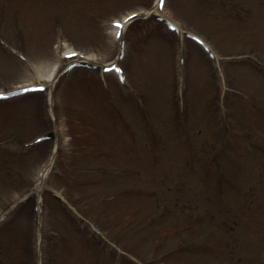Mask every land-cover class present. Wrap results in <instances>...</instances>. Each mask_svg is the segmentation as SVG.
I'll return each mask as SVG.
<instances>
[{"label":"rangeland","instance_id":"1","mask_svg":"<svg viewBox=\"0 0 264 264\" xmlns=\"http://www.w3.org/2000/svg\"><path fill=\"white\" fill-rule=\"evenodd\" d=\"M154 2L0 0V45L6 42L11 51L0 48V92L44 87L41 107L35 99L0 106L12 111L0 115V132L39 137L4 145L16 181L0 182V214L16 210L15 201L46 171L40 193L66 192L83 207L95 203L88 213L105 218L121 245L140 259L264 264V208L248 205L259 197L264 204L256 185L257 174L264 177V0ZM134 10H150L165 29V19L175 23L176 37L188 43L182 48L177 41L174 62L169 35L145 33L125 42L122 23ZM117 55L108 71L101 69ZM85 56L91 66L61 73ZM52 108L55 122L47 119ZM46 133L48 138L41 136ZM54 144L60 151L48 167ZM210 156L218 162L204 160ZM111 195L108 209L97 203ZM26 210L15 218L8 212L3 220L9 224H0L4 264H129L122 260L123 247L88 250L53 200L43 210L40 262L36 220L31 224ZM132 221L136 226L126 231ZM136 228L143 231L132 237ZM57 230L58 240L49 243Z\"/></svg>","mask_w":264,"mask_h":264},{"label":"trees","instance_id":"2","mask_svg":"<svg viewBox=\"0 0 264 264\" xmlns=\"http://www.w3.org/2000/svg\"><path fill=\"white\" fill-rule=\"evenodd\" d=\"M222 128H224V130L221 128V134H225V126L221 125ZM227 127V126H226ZM188 149H190L188 147ZM191 150V149H190ZM193 154L192 156L194 155V150H192ZM196 154V153H195ZM209 154V153H208ZM206 154V155H208ZM212 159V163H215V162H218L219 158H216L215 156H210L209 158H204V160L206 162H208V160ZM199 162H201L202 160L198 159ZM6 168H5V165L3 163L0 164V176H2L5 172ZM258 176L256 177V185H258L260 188H262V186L264 185V180L262 181V179L264 178L260 173L257 174ZM219 191L217 190H214V194L218 193ZM260 200H261V197H259L257 200H253V201H248V205L250 207V209L252 208L254 211H258L259 209H261V207H263L261 204L262 202L260 203ZM260 203V204H259ZM134 226V225H133ZM132 226V227H133ZM128 230V229H127ZM199 264H203V262H200Z\"/></svg>","mask_w":264,"mask_h":264},{"label":"bare ground","instance_id":"3","mask_svg":"<svg viewBox=\"0 0 264 264\" xmlns=\"http://www.w3.org/2000/svg\"><path fill=\"white\" fill-rule=\"evenodd\" d=\"M45 172H46V171H45ZM40 185H41V181L37 182V183L35 184V186H34L35 189H36V190H40V188H41Z\"/></svg>","mask_w":264,"mask_h":264},{"label":"snow or ice","instance_id":"4","mask_svg":"<svg viewBox=\"0 0 264 264\" xmlns=\"http://www.w3.org/2000/svg\"><path fill=\"white\" fill-rule=\"evenodd\" d=\"M161 2H162V0H161ZM129 19H130V18H129ZM116 27H118V28H119V27H121V25L117 24V25H116ZM117 35L119 36V35H120V33L118 32V33H117ZM107 70H108V69H106V71H107ZM117 71H119V70L117 69Z\"/></svg>","mask_w":264,"mask_h":264}]
</instances>
